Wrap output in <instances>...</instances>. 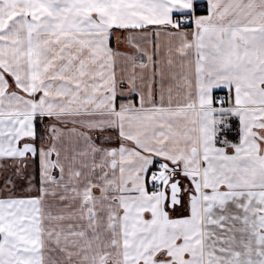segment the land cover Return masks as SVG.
Instances as JSON below:
<instances>
[{
    "label": "snow or ice",
    "instance_id": "obj_1",
    "mask_svg": "<svg viewBox=\"0 0 264 264\" xmlns=\"http://www.w3.org/2000/svg\"><path fill=\"white\" fill-rule=\"evenodd\" d=\"M0 264H264V0H0Z\"/></svg>",
    "mask_w": 264,
    "mask_h": 264
}]
</instances>
